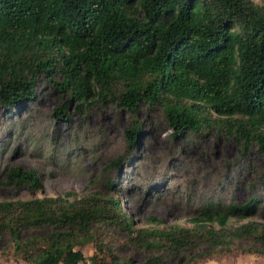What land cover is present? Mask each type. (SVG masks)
I'll return each instance as SVG.
<instances>
[{"label":"trees","instance_id":"16d2710c","mask_svg":"<svg viewBox=\"0 0 264 264\" xmlns=\"http://www.w3.org/2000/svg\"><path fill=\"white\" fill-rule=\"evenodd\" d=\"M40 76L66 94L58 106L66 118L73 101L77 109L112 103L130 111L129 151L143 133L135 112L144 105L160 107L174 135L215 129L235 137L237 160L253 146L264 153V2L0 0V106L26 104ZM8 177L40 184L20 165ZM263 178L248 184L241 202L204 199L188 224L162 225L149 215L153 225H138L114 175L104 179L103 193L0 199V240L32 264H133L114 245L143 252L138 264H192L232 250L264 256V220L253 217L264 201Z\"/></svg>","mask_w":264,"mask_h":264},{"label":"rangeland","instance_id":"374dc122","mask_svg":"<svg viewBox=\"0 0 264 264\" xmlns=\"http://www.w3.org/2000/svg\"><path fill=\"white\" fill-rule=\"evenodd\" d=\"M66 40L63 50H69ZM65 99V93L40 76L34 97L26 104L10 111L0 106V199L66 191L74 196L103 193L107 189L104 179L114 175L117 193L138 225H153L147 220L149 215L162 219V225L188 224L206 198L243 201L248 184L264 172V153L256 146L246 158L237 160L239 144L223 132L213 129L198 135H174L162 109L156 106L137 108L135 116L142 121L143 133L129 151L125 128L132 122L130 111L112 103L77 109L73 101L67 105L70 115L66 118L58 112ZM122 154L126 157L121 166L111 168L112 160ZM12 165L33 169L39 186L10 181L8 169ZM158 178L161 180L156 185ZM151 181L156 188L149 187ZM262 203L253 217L264 220ZM41 233L26 232L27 236ZM7 242L6 237L0 240V249H5L0 264H32L16 258L13 249H7ZM112 249L118 257L132 256L133 264L143 258V252L127 246L114 245ZM83 251L90 255V244ZM192 264H264V256L232 250Z\"/></svg>","mask_w":264,"mask_h":264}]
</instances>
